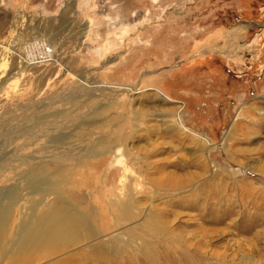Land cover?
Here are the masks:
<instances>
[{
    "label": "rangeland",
    "instance_id": "obj_1",
    "mask_svg": "<svg viewBox=\"0 0 264 264\" xmlns=\"http://www.w3.org/2000/svg\"><path fill=\"white\" fill-rule=\"evenodd\" d=\"M0 264H264V0H0Z\"/></svg>",
    "mask_w": 264,
    "mask_h": 264
},
{
    "label": "built area",
    "instance_id": "obj_2",
    "mask_svg": "<svg viewBox=\"0 0 264 264\" xmlns=\"http://www.w3.org/2000/svg\"><path fill=\"white\" fill-rule=\"evenodd\" d=\"M52 51L50 49H46L45 52L42 53L43 58H50L52 56Z\"/></svg>",
    "mask_w": 264,
    "mask_h": 264
},
{
    "label": "crops",
    "instance_id": "obj_3",
    "mask_svg": "<svg viewBox=\"0 0 264 264\" xmlns=\"http://www.w3.org/2000/svg\"><path fill=\"white\" fill-rule=\"evenodd\" d=\"M161 94L163 95V93L161 92ZM171 100V99H170Z\"/></svg>",
    "mask_w": 264,
    "mask_h": 264
},
{
    "label": "bare ground",
    "instance_id": "obj_4",
    "mask_svg": "<svg viewBox=\"0 0 264 264\" xmlns=\"http://www.w3.org/2000/svg\"><path fill=\"white\" fill-rule=\"evenodd\" d=\"M162 96H164V95H162Z\"/></svg>",
    "mask_w": 264,
    "mask_h": 264
}]
</instances>
